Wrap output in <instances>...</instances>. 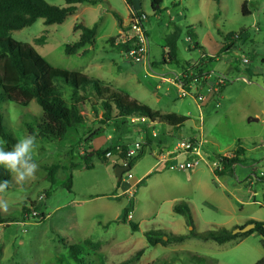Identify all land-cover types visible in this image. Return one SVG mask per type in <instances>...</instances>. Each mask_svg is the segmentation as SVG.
Segmentation results:
<instances>
[{
  "label": "rangeland",
  "instance_id": "374dc122",
  "mask_svg": "<svg viewBox=\"0 0 264 264\" xmlns=\"http://www.w3.org/2000/svg\"><path fill=\"white\" fill-rule=\"evenodd\" d=\"M46 1L65 6L64 0ZM96 1L95 5H79V12L62 24L47 26L44 19H38L9 36L32 45L55 68L99 79L141 105L190 120L180 130L171 129L169 136H163L162 126L146 127L147 122L132 121L134 117L125 124L108 121L101 118L100 107L95 113L86 104L82 108L87 118L85 127L71 130L62 141L36 137L38 147L33 158L39 169L35 179L21 187L10 174L8 189L0 193L9 203L7 212L0 210L5 219L0 224V264H77L68 253L73 245H83L84 261L89 264H256L264 257L262 238L256 233L223 245L188 238L166 246H149L145 234L162 230L167 235H188L192 228L198 233L230 230L244 226L249 219L264 223V0H163L157 12L150 0H133L134 9L125 0ZM244 2L248 15L242 13ZM136 12L145 17L149 64L131 62L115 44L120 29ZM117 16L122 21L120 26ZM77 24L97 26L95 44L85 47L89 51L85 57L64 51L79 39L80 31L74 29ZM174 32L178 41L173 63L166 54L170 51L167 39ZM231 32L236 33L231 38L233 50L202 65L203 53L196 44L215 52L226 44L223 34ZM190 73L201 79L190 80L192 87L187 89L189 84L179 79H189ZM167 79L180 87L165 82ZM219 79L225 84L214 90ZM204 84L212 91L207 88L199 93L197 97H208L199 108L194 97L196 88ZM64 92L68 98L69 90ZM0 114L17 140L30 135L27 126L36 127L43 121V110L35 101L27 107L3 101ZM93 132L103 133L95 138L96 146L107 137L99 146L111 149L106 162L93 154L96 150L88 149ZM200 136L207 141L211 156L225 154L231 158L241 145L245 148L241 159L247 162L235 164L232 172L221 176L200 162L188 171L153 169L142 179L155 164L152 151H161L163 145L167 153L181 140ZM138 141L147 148L152 146L129 170L133 178L128 185L127 175L118 181L115 170L122 166L123 150ZM51 165L59 170L48 196L51 185L46 167ZM135 183L138 185L134 187ZM130 202L133 211L128 220L136 224L137 231L128 222H121ZM180 203L190 209L192 226L174 212L173 207ZM86 239L90 244H84ZM96 243L98 248L93 246ZM140 249L145 252L135 261L133 256Z\"/></svg>",
  "mask_w": 264,
  "mask_h": 264
},
{
  "label": "trees",
  "instance_id": "16d2710c",
  "mask_svg": "<svg viewBox=\"0 0 264 264\" xmlns=\"http://www.w3.org/2000/svg\"><path fill=\"white\" fill-rule=\"evenodd\" d=\"M153 11H160L163 0H150ZM217 3L220 0H215ZM65 6L58 7L50 5L46 0H0V104L3 101H10L22 107H27L32 101H35L43 110V121L36 127L27 126L30 135H35L37 138L48 141H62L71 130H77L80 127H85L87 124L86 115L83 114V106L89 104L91 109L97 113V107L102 109V119L108 121H118L123 124L130 117L145 118L150 123H162L172 129L182 128L189 118L177 113H162L159 110H154L146 105H141L137 100L119 89H116L102 81L90 78L78 72H71L61 70L51 66L34 48L28 43H22L14 40L9 36L11 31L20 30L31 26L38 19H44V24L47 26L54 24H62L72 15H76L79 11L78 6L81 4L95 5L96 0H64ZM130 9H134L133 0H125ZM247 2L242 5V13L248 15L246 10ZM118 26L122 24L119 16ZM75 30H79V39L72 45L65 47V54L78 55L85 57L88 50L85 49L88 45L95 44V37L97 34V26L92 27L77 24L74 26ZM191 32L190 30L188 31ZM220 32V31H219ZM222 33V32H221ZM191 34V33H190ZM192 35V38L196 37ZM236 36V33L223 34L226 44L219 50V52L209 57L204 51V47L196 44V48L203 53L200 58L202 65L208 62L217 61L219 56L224 53L232 51L234 46L231 38ZM113 40V39H112ZM178 41V33L174 32L167 39V47H169L168 58L171 62H176V45ZM124 47V46H123ZM125 48V47H124ZM81 52L79 53V51ZM193 69L195 67H192ZM189 75V74H187ZM195 78L191 75L189 79H179L187 85L190 80ZM223 88V87H222ZM66 90H69V97H65ZM116 116H113V113ZM101 119V120H102ZM125 124V123H124ZM101 132H93L89 137L88 149L92 150V141L102 136ZM0 139L4 141L3 147L8 150L11 149L18 141L17 138L10 132L3 124V119L0 114ZM93 151V150H92ZM111 152L110 147L101 148L94 151L100 160L106 162L108 158L106 155ZM127 149L123 150L122 161H127L130 169L146 155L147 146L143 145L139 153L132 158L127 159ZM233 157L227 158L223 155H215L222 165L221 171L215 170V175H224L228 171H233V165L246 163V159H241L245 153V148L239 145L233 152ZM92 155V154H90ZM86 165L89 168V162ZM59 167L51 165L46 167L48 174V181L50 182L51 192L56 185V176ZM4 180L10 181V173L0 166V182ZM72 181V176L68 179V184ZM121 181V180H120ZM176 214L183 216L189 226H192L193 219L190 209L183 203L177 204L173 207ZM133 211L132 202L123 210L121 222L129 223L133 231H137L138 227L135 223L128 220L129 215ZM42 216H44L42 214ZM5 219L0 212V224H4ZM247 224H254L255 228L244 234H233V231L238 226L232 229L212 230L205 233H198L192 228L188 235H174L166 234L165 231L156 230L148 231L145 236L149 246L163 245L171 242H183L188 238H197L203 241H213L219 245L227 242L237 240L240 237L256 233L262 238V245L264 247V223L255 220L247 221ZM243 227V226H242ZM167 237V242L165 241ZM84 244H90V240L86 239ZM98 248V244H93ZM86 249L83 245H73L69 247V256L77 264H89L84 261V252ZM145 250H138L133 259L139 260ZM192 258L196 256L189 253ZM150 264H155L153 261ZM256 264H264V257Z\"/></svg>",
  "mask_w": 264,
  "mask_h": 264
},
{
  "label": "built area",
  "instance_id": "2783aa9c",
  "mask_svg": "<svg viewBox=\"0 0 264 264\" xmlns=\"http://www.w3.org/2000/svg\"><path fill=\"white\" fill-rule=\"evenodd\" d=\"M144 18L145 17L141 16L140 13H134L128 24L125 25L124 28L120 29V34L116 36L115 44L118 47L120 46L125 51L131 62L149 64V38L144 28ZM168 55L169 52L166 54L167 58ZM191 75L193 74L190 73V76ZM209 78L210 76L207 77V79ZM200 79V77H195L194 81L198 82ZM224 84L225 80L219 79L216 83V87L219 88V86ZM177 87H180V85ZM180 91L183 93L182 96L185 95L183 89L180 88ZM205 99V97L201 96L194 97V100L199 103V108H201V104L205 101ZM206 144L207 141L203 136L181 140L174 148L170 149L162 156L161 161H170L177 155H184L186 160L176 165L179 170H193L197 168L200 162H204L208 167H210V169L214 171H221L223 169L222 165L217 158L209 155ZM142 146V142H134L131 147L127 149V159L135 157L142 149ZM111 155L112 153L109 152L106 157H110ZM222 155L228 158L227 155ZM210 156L211 158H208ZM122 164L123 166L128 165L127 161H123ZM125 175H127L128 178L126 181H129L132 178V175L129 171L126 172Z\"/></svg>",
  "mask_w": 264,
  "mask_h": 264
},
{
  "label": "clouds",
  "instance_id": "9594fccd",
  "mask_svg": "<svg viewBox=\"0 0 264 264\" xmlns=\"http://www.w3.org/2000/svg\"><path fill=\"white\" fill-rule=\"evenodd\" d=\"M4 141L0 140V145ZM35 135H26L15 143V145L6 150L0 146V166L5 168L14 178L17 185L23 187L26 182L35 179L39 169V164L34 160L33 154L37 149ZM9 187V181L0 182V193H4ZM0 210L7 212L9 203L0 198Z\"/></svg>",
  "mask_w": 264,
  "mask_h": 264
},
{
  "label": "crops",
  "instance_id": "0c3cea01",
  "mask_svg": "<svg viewBox=\"0 0 264 264\" xmlns=\"http://www.w3.org/2000/svg\"><path fill=\"white\" fill-rule=\"evenodd\" d=\"M78 8H79V6H78ZM79 12V11H78ZM119 31V30H118ZM191 39L193 40V38H192V36H191ZM199 45H201L200 43H198ZM202 46V45H201ZM202 47H204V46H202ZM222 48V45H219L218 46V48L215 50V52H212V53H210L208 50H207V48L206 47H204V51L206 52V54L209 56V57H213V56H215L218 52H219V50ZM233 50V49H232ZM223 55V54H222ZM152 65L153 66H156V64L155 63H152ZM118 67V66H117ZM117 67H116V69H117ZM210 79V78H209ZM99 80V79H98ZM208 80V79H207ZM165 82H170L172 85H174L175 87H177V86H179V85H177V84H174V82L172 81V79H167V80H164ZM103 82V81H102ZM104 84L106 83V82H103ZM107 84H109V83H107ZM192 87V84H189L188 86H186L185 88H187V89H190ZM208 88V86H206V84H204L203 86H201V87H199V88H196V97L199 95V93H201L202 94V91H205L206 89ZM214 88V90H215V88H216V84H215V86L213 87ZM210 88H208V90H209ZM211 90V89H210ZM217 90V89H216ZM221 90V89H220ZM212 91V90H211ZM205 97H206V99H205V101L206 100H208V97H207V95H205ZM204 101V102H205ZM196 102V101H195ZM203 102V103H204ZM203 106H204V104H203ZM185 116V115H184ZM187 117V116H186ZM131 118V117H130ZM141 120L142 122H147V124H144L146 127H150L151 126V128H153L154 126H162V129H163V136H169L170 134H171V127H169V126H167V125H165V124H162V123H150V122H148V120H146L145 118H132V121H134V120ZM190 120V119H189ZM143 125V126H144ZM181 129V128H180ZM180 129H173V130H180ZM109 138H111L110 136H109ZM105 140H107V137H103V139H102V141H101V145L103 144V142H105ZM95 142H96V140L94 139L93 141H92V150H97V149H99V148H101V147H99V146H101V145H99V146H96V144H95ZM152 146V145H151ZM151 146H149L148 148H147V151H148V149L149 148H151ZM166 150H164L163 149V145H162V149H161V151H152V156H153V158H154V160H155V164L153 165V166H151V168L145 173V175L143 176V178L142 179H144V177H146L148 174V176H150V172L154 169L155 171L157 170V171H160V172H162V171H176V170H178V168H177V164H179V163H181V162H183V161H185L186 159H184L185 158V156L184 155H177V156H175V157H173V159H171L170 161H161V159H162V156L166 153L165 152ZM146 154H147V152H146ZM209 155H210V153H209ZM184 156V157H183ZM230 158V157H229ZM122 166H123V164H121ZM234 166V165H233ZM147 176V177H148ZM216 176H221V175H216ZM132 178H133V176H132ZM132 178L129 180V181H125V184H130V182H131V180H132ZM141 179V180H142ZM138 182H140V181H138ZM137 182V183H138ZM137 183H135V184H133V186L135 187V186H137L138 184ZM131 185V184H130ZM129 191H130V193L131 194H133L132 193V189L130 188V189H128ZM130 217H131V215H130ZM131 219H132V217H131ZM249 220H253V219H249ZM248 220V221H249ZM239 227V226H238ZM234 241V240H233ZM230 242H232V241H230Z\"/></svg>",
  "mask_w": 264,
  "mask_h": 264
},
{
  "label": "water",
  "instance_id": "95a60500",
  "mask_svg": "<svg viewBox=\"0 0 264 264\" xmlns=\"http://www.w3.org/2000/svg\"><path fill=\"white\" fill-rule=\"evenodd\" d=\"M129 170H130V167L128 165L117 167L115 170V175H116L118 181H120L122 179L124 173L128 172ZM254 228H255L254 224H247V225H244L243 227H239V228L235 229L233 231V234L248 233V232L252 231Z\"/></svg>",
  "mask_w": 264,
  "mask_h": 264
}]
</instances>
